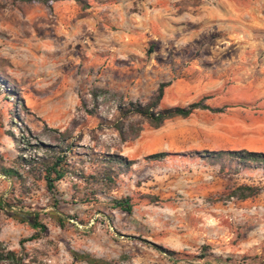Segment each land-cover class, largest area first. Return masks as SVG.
Wrapping results in <instances>:
<instances>
[{
    "label": "rangeland",
    "instance_id": "rangeland-1",
    "mask_svg": "<svg viewBox=\"0 0 264 264\" xmlns=\"http://www.w3.org/2000/svg\"><path fill=\"white\" fill-rule=\"evenodd\" d=\"M86 1L80 18L74 1L47 9L0 0V70L15 86L0 87V242L33 264H264V168L199 158L264 154V0ZM161 83L169 85L160 108L205 99L225 109L157 129L135 118L142 131L125 143L111 129L115 102L86 112L95 88L146 103ZM19 128L45 144L56 138L46 128L67 132L71 173L56 182L57 195L43 180L2 174L21 149L43 156L34 138L18 143ZM160 152L168 156L148 159ZM106 153L133 162L111 189L91 179L101 172L94 158ZM239 186L256 194L230 197ZM121 198L130 214L113 208ZM34 214L45 233L30 226Z\"/></svg>",
    "mask_w": 264,
    "mask_h": 264
},
{
    "label": "trees",
    "instance_id": "trees-1",
    "mask_svg": "<svg viewBox=\"0 0 264 264\" xmlns=\"http://www.w3.org/2000/svg\"><path fill=\"white\" fill-rule=\"evenodd\" d=\"M13 4H40L47 9H51V5L59 1H74L80 8L81 16L84 18L85 12L88 9L86 0H9ZM168 83H161L156 91L152 94L150 99L146 103L138 101H124L123 97L119 93H115L100 88H95L90 92L91 98V109L86 110L89 115L96 113L99 106V100H110L116 103L117 117L111 124L113 129L120 140L125 143L136 139L142 128L135 118L142 119L148 123V125L154 129H157L163 125L167 120L175 117L188 118L197 110L210 111L214 113H222L225 109H212L204 103L205 99H201L198 102L189 104L186 107H172V108H160V102L164 95V89L168 86ZM0 87L4 91L15 89L12 81L6 76L5 72L0 70ZM16 102L21 108L26 109L23 99L19 94L14 92ZM101 100V101H102ZM101 118V116L97 115ZM103 120V118H102ZM18 143L21 145L29 146L32 139L35 142L34 148L42 153V157L36 159V157L25 156L23 149L19 150L18 156L13 159L12 165L9 168H3L2 174L17 180L20 184H23L29 178L43 180L45 183L46 190L49 194L57 195L56 182L61 181L65 176L70 174L69 158L72 156V143L69 142L67 132L60 133L57 130L46 128V134L52 136L56 135L54 144H45L40 142L27 128H19ZM168 156L165 152L155 153L148 156V159L159 161L163 160ZM94 158L95 161L100 165L101 172L97 174L96 178L91 177L96 183H100L101 187L105 189H111L116 184L118 175L123 171L129 170L133 165L132 161L118 154H99ZM228 158L231 162H236L238 165L246 167L252 165L253 167L264 168V154L257 152H248L245 150L239 151H204L199 155L202 160H207L211 165H215L220 162L222 158ZM256 194V189L249 186H239L232 190L230 197L238 200H245L253 197ZM114 209L121 212L130 214L132 206L128 198L114 199L112 201ZM30 226L36 231L37 235L46 232V227L38 221V214L29 216ZM36 239V234L33 236ZM205 247L201 248L203 251ZM20 252L8 250L2 242H0V264H33L29 260H26V256ZM170 255H174L173 252H168ZM75 259H78V255L73 254ZM200 259L204 258L203 254H199ZM86 256H82V260H87ZM90 261V260H87ZM95 263V262H89Z\"/></svg>",
    "mask_w": 264,
    "mask_h": 264
},
{
    "label": "crops",
    "instance_id": "crops-1",
    "mask_svg": "<svg viewBox=\"0 0 264 264\" xmlns=\"http://www.w3.org/2000/svg\"><path fill=\"white\" fill-rule=\"evenodd\" d=\"M132 5H134V0L132 1V3H131ZM140 5V4H139ZM136 6H138V3L136 2ZM108 7V5L107 6H102V9H105V8H107ZM90 10V9H89ZM126 15V19L127 18H129L127 15L128 14H125ZM132 16H136V14H135V12H133V13H131V17L129 18V19H131L132 18ZM137 16L139 17V15L137 14ZM122 19V18H121ZM134 19V18H133ZM127 21V20H126ZM130 39V38H129Z\"/></svg>",
    "mask_w": 264,
    "mask_h": 264
}]
</instances>
